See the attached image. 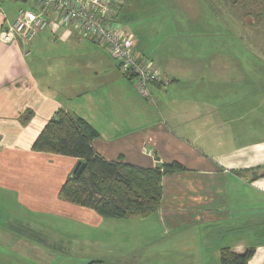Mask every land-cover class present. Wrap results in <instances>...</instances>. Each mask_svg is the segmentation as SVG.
Here are the masks:
<instances>
[{"label":"crops","instance_id":"obj_1","mask_svg":"<svg viewBox=\"0 0 264 264\" xmlns=\"http://www.w3.org/2000/svg\"><path fill=\"white\" fill-rule=\"evenodd\" d=\"M14 1L1 3L0 29L15 19L20 8L12 19L2 9ZM221 1L123 0L117 20L134 53L169 80L149 85L150 100L73 28H46L28 44L0 42V264L103 263L104 253H77L68 243L86 239L81 225L103 227L87 240L110 248L115 236L128 243L130 230L147 225L131 239L141 244L146 234V248L157 249L168 235V249L188 250L192 264H219L223 248L253 249L248 264H264V15L247 19L257 11L251 0ZM60 109L96 130L92 148L107 161L184 168L162 178L155 212L106 219L59 198L78 160L32 145Z\"/></svg>","mask_w":264,"mask_h":264},{"label":"trees","instance_id":"obj_2","mask_svg":"<svg viewBox=\"0 0 264 264\" xmlns=\"http://www.w3.org/2000/svg\"><path fill=\"white\" fill-rule=\"evenodd\" d=\"M229 1L234 4L242 0ZM251 1L264 8V0ZM97 137L96 130L84 119L60 109L35 139L33 151L76 158L82 165L79 173L72 171L65 179L59 198L106 219L146 217L155 212L162 199V178L184 168L176 162L143 168L125 163L121 157L107 161L92 148L91 142ZM253 253V249L237 254L223 248L219 264H248Z\"/></svg>","mask_w":264,"mask_h":264},{"label":"built area","instance_id":"obj_3","mask_svg":"<svg viewBox=\"0 0 264 264\" xmlns=\"http://www.w3.org/2000/svg\"><path fill=\"white\" fill-rule=\"evenodd\" d=\"M3 0H0V5ZM123 0H25L13 22L0 29V42L30 43L46 28H73L77 33L103 47L118 63L119 72L129 79L137 94L150 100V84L165 86L169 80L150 59L133 51V38L117 20Z\"/></svg>","mask_w":264,"mask_h":264},{"label":"rangeland","instance_id":"obj_4","mask_svg":"<svg viewBox=\"0 0 264 264\" xmlns=\"http://www.w3.org/2000/svg\"><path fill=\"white\" fill-rule=\"evenodd\" d=\"M245 1V0H242ZM224 2L225 1H221ZM252 2V1H251ZM258 4V3H256ZM25 6V2L22 0H17L13 2V6L8 9L6 8L4 5H2V9L4 11L5 17L7 19H12L15 16V12L18 8H24ZM247 3L246 5L242 6L241 8H247ZM257 11L255 10V12L253 14L248 15L247 19L248 20H252V21H256V23L258 22L260 16L264 15V11L263 7L261 9H259V6L256 5ZM262 11V12H261ZM259 12V13H258ZM173 20H176L177 22H180L178 18H172ZM176 26H182L179 23L176 24ZM183 33V34H181ZM192 33V32H191ZM176 36L179 38H182L185 41L187 40L186 34L184 32H179L176 34ZM198 39V38H195ZM108 221V220H107ZM121 224V223H120ZM141 229V231H140ZM107 230V228H106ZM148 230L147 229V225H144L142 227H138V228H134L132 230L129 231V242L125 243L124 241H120L119 239L121 238H117V236H115V240L113 241L114 243H112V247H108V242H104V240H102L101 242H94V240L92 241H88L89 238L92 236L93 231L97 232L96 236H99V233H101L103 231V227L101 229L100 226H98L96 228V230H91L89 228H86L84 225L79 226V228L77 229V231H81V235L86 238V239H81L80 241H73V242H68V243H72V245L75 247L76 252L78 253V250L85 255H96V254H102V264H192L193 262V256L188 254V250L186 249H177L176 251L172 252L171 250L168 249V246H166V242H164V240H167L166 238L168 237V235H164L161 236L160 240V244L158 245V248L156 249L155 247H147L148 242H146L144 240V236L146 234H144L143 237H140L141 244H139L138 242H135L134 240L131 239V236L133 235H137L138 236V232L139 234H143V231ZM114 231H116L117 233L119 232H123V230L121 228H114ZM108 232V231H107ZM116 235V233H114ZM90 236V237H88ZM137 236L135 238H137ZM88 239V240H87ZM91 240V239H90ZM178 244L180 242H177ZM182 245H184V242H181ZM141 245V246H140ZM183 247V246H182ZM146 248V250H145ZM155 248V250H154ZM166 249V250H165ZM172 249V248H171ZM111 251L113 253V255H128V259H123V258H118V257H113L110 252ZM131 254H133V256H130ZM193 254V253H192ZM74 263L73 264H88L91 260L90 259H86L85 256H81V257H74Z\"/></svg>","mask_w":264,"mask_h":264},{"label":"water","instance_id":"obj_5","mask_svg":"<svg viewBox=\"0 0 264 264\" xmlns=\"http://www.w3.org/2000/svg\"><path fill=\"white\" fill-rule=\"evenodd\" d=\"M82 168V165L80 166V163L78 162L73 170V173L75 174L76 172H80Z\"/></svg>","mask_w":264,"mask_h":264}]
</instances>
